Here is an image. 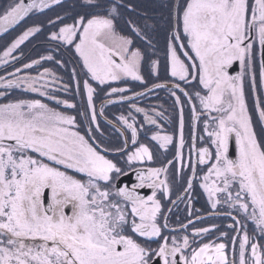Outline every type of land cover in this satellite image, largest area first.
<instances>
[{"label": "snow or ice", "instance_id": "1", "mask_svg": "<svg viewBox=\"0 0 264 264\" xmlns=\"http://www.w3.org/2000/svg\"><path fill=\"white\" fill-rule=\"evenodd\" d=\"M62 5L12 0L0 10V34ZM78 7L84 11L47 21L55 29L47 35L55 52L74 49L79 57L70 73L75 91L41 64L67 68L55 54L21 63L22 45L42 34V22L0 47V264H264V127L256 132L247 103V92L264 91V0H162L167 14L158 22L125 20L135 39L115 27L121 10L136 13L129 0H80ZM34 68L43 70L29 74ZM128 82L144 91L113 86ZM156 90L167 91L177 118L173 135L154 131L150 137L165 150L160 155L138 136L143 125L159 129L167 110L150 114L135 102ZM101 93L107 103L127 105L126 114L106 120L122 144L105 140L96 107ZM186 109L192 122L187 160ZM255 110L264 125V99ZM136 113L144 117L139 127ZM198 138L206 146L197 147ZM169 145H175L171 159ZM126 168L135 174L131 186L121 184ZM197 181L208 216L231 221L224 231L213 224L189 235L192 219L170 226L168 213ZM145 188L150 194H141ZM191 205L189 198V217ZM213 230L219 232L214 240L198 239Z\"/></svg>", "mask_w": 264, "mask_h": 264}, {"label": "flooded vegetation", "instance_id": "2", "mask_svg": "<svg viewBox=\"0 0 264 264\" xmlns=\"http://www.w3.org/2000/svg\"><path fill=\"white\" fill-rule=\"evenodd\" d=\"M64 2H67V0H63ZM138 1L144 2V7L139 8L137 7ZM12 0H0V10L7 7L8 4H10ZM130 3L136 6V13H129L122 11V18L118 19L115 22V27L117 32H119L121 35H127L130 38L135 39L134 34L131 33L129 26L125 23V20L128 17H131L133 20L136 21L137 24L143 25L145 18H148V23L151 24L153 21H159L161 16L166 15V9L161 7L162 0H129ZM80 3V0H77L73 5ZM77 4V6H78ZM56 7H53L51 10H45V13L43 15H36L31 16L27 18L19 27H17L15 30L9 31L7 34H0V47L4 46L6 42H9L11 39H13L16 35H18L25 27L32 25L36 22H42L45 27L42 32V34L30 38L29 41H26L24 45H22V51L24 53V57L21 61V63H27L30 62L31 59H39L40 56H46L50 53H53L57 56V58H62L65 61H68V67L67 68H61L60 66L56 65L54 62L49 61H41V64L43 67H47L50 70H52L57 77H60L63 82L65 83H71L73 91H75V82L70 80V73L72 66L75 65L79 57L75 56L74 49L73 50H67L66 48H61L58 53L55 52V49L53 47V43L47 40V35L50 31H53V29L50 25H48L47 21L49 18L55 19L57 14L61 16H66L69 14H75L77 11H84V9H80L77 7L76 9H72L68 7H63L62 10L55 11ZM66 23H71V19L65 20ZM160 46H163V32L160 33ZM135 45H140L139 40H135ZM16 67H20L21 64L17 63L15 65ZM13 70L12 67H8V71L11 72ZM42 68H34L32 70H28L29 74L36 75L37 71H42ZM235 71H238V65L235 66ZM4 67L0 66V75H4ZM145 74H147L145 72ZM163 69H161V75H163ZM234 74V72H233ZM163 82V81H159ZM138 82H128L127 84H114L113 86H126V87H132L134 91L140 92L144 91L143 88L138 87ZM150 86V85H149ZM59 87V85H57ZM2 90V89H0ZM247 92V90H246ZM34 94L32 93H26L25 97L30 98ZM58 95L61 98L64 97V93L60 92ZM131 95V93H129ZM159 96V99H156V97ZM39 98V97H37ZM43 99V98H41ZM116 99V98H113ZM257 99H264V91L257 94V96H253L251 92H247V103L250 110V115L253 117V124L256 132L259 134L261 127H264V125H260L257 123L258 121V112L255 110V104L257 102ZM103 101V103H102ZM2 102V101H0ZM53 106V102L46 101ZM137 105L139 107H143L146 110H148L151 113V109L156 108L158 111H164L165 109V117L167 119H160L158 122L160 124V128L156 129L155 126H149V125H143V128L141 129L138 140L140 143H144L150 147V149L154 152H157L158 155L161 153H165L164 149H159V144L156 141H151L150 137L154 131H158L161 135L168 134L173 135L176 132L177 129V123H176V117L173 114V108H172V100L169 98L167 91L165 90H156L154 93L143 97V98H137L136 101ZM75 103L80 105L79 98L76 99ZM162 106V107H161ZM96 107H97V113H98V119L102 125V127L105 128V140L109 143L110 146L115 145L117 143H123V137H120V134L116 132L112 126L107 125L106 120L114 119L116 115H119L121 113L126 114L125 109L127 108V105H120L119 103L116 104H110L107 103V100L101 93L100 98L96 100ZM103 108V111L105 113L104 116H99V112ZM71 114L75 115V112L73 110H68ZM136 119H137V126L139 127L143 123V114L136 113ZM199 123V130L197 132V136L199 137L202 135V129H203V122ZM191 119H190V111L185 110V129H184V135L186 140V146L184 148V155L185 159L187 160L189 155V146L191 145ZM88 125L85 123L84 129H82V134L84 131H86ZM144 129H147V134H145ZM119 137V139H117ZM130 137V133H129ZM233 144L234 147V153H231V147H230V155L232 158L235 156V143L234 140L231 143V146ZM129 146H131V142L129 140ZM197 147L206 146V144H201L199 138L196 142ZM175 153V145H169L168 149L166 151V155L168 159H171ZM109 158L114 159L115 161H120V156L118 154L111 155ZM162 159L163 156H160ZM153 166H159V160L157 161L156 165ZM137 167H143L142 165H138ZM126 172H128L129 179L127 182H121L122 185H129L131 186L132 183L135 182V174L131 169H125ZM186 175H191V172L189 170H185ZM200 173L198 172L197 175ZM123 178H121L122 180ZM149 189H141V194L147 195L150 194ZM180 193L174 192L172 195V199H176L177 195ZM191 199L192 201V209H193V215L191 217L188 216L187 211V200ZM168 204V202H165ZM199 209L200 211L197 212L196 210ZM210 211L209 206L207 204V198L206 195L203 193L202 189L199 188V181L194 186L193 191L190 193V196H186L183 201H179L176 206L172 207V212L168 213L170 219L169 224L171 227L179 228L180 224H187L188 219L193 220V225L189 226L187 228V233L191 235L192 228L193 227H211L213 224L219 226L220 231H224L226 228V225L230 223L231 221L229 219H226L223 216H208V212ZM196 216L202 217L201 221L196 220ZM251 231V229H250ZM219 236V232L213 230L210 234H207L204 238H198L202 239V242H208L209 240H214L216 237ZM152 247H156L155 244L152 245Z\"/></svg>", "mask_w": 264, "mask_h": 264}, {"label": "trees", "instance_id": "3", "mask_svg": "<svg viewBox=\"0 0 264 264\" xmlns=\"http://www.w3.org/2000/svg\"><path fill=\"white\" fill-rule=\"evenodd\" d=\"M76 1L77 0H67V2H64L63 1L62 7H56L54 9H55V11H57L59 9L62 10L63 7H68L69 6V8H71V11L70 12H72L73 11L72 10L73 8L76 9L78 7L77 6L78 3L76 5H73ZM137 7L143 8L144 7V2L143 1H138Z\"/></svg>", "mask_w": 264, "mask_h": 264}, {"label": "water", "instance_id": "4", "mask_svg": "<svg viewBox=\"0 0 264 264\" xmlns=\"http://www.w3.org/2000/svg\"><path fill=\"white\" fill-rule=\"evenodd\" d=\"M231 153H232V154L234 153V147H233V144H232V146H231ZM128 179H129V176H127L126 178H123V179L121 180V182H127Z\"/></svg>", "mask_w": 264, "mask_h": 264}]
</instances>
